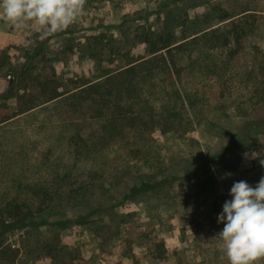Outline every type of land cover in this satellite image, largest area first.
I'll return each instance as SVG.
<instances>
[{
  "label": "rangeland",
  "instance_id": "obj_1",
  "mask_svg": "<svg viewBox=\"0 0 264 264\" xmlns=\"http://www.w3.org/2000/svg\"><path fill=\"white\" fill-rule=\"evenodd\" d=\"M226 15L232 17L220 20ZM234 21L248 28L251 44L264 46V0H86L83 10L68 28L47 36L42 34L38 24L20 29L0 19V58L9 55L18 71L22 63L26 68L12 92L9 80L14 76L1 74L0 108L16 111L25 107L18 102L17 96H22L21 101H25L32 95L41 94L42 82L46 79L61 80V89L72 91L100 75L104 67L121 66L125 60L119 56H112L114 61L111 62L105 54L91 58L87 50H80V46L93 42V35L102 31L113 32L114 41L118 40L126 54L135 34L147 23L156 31L170 30L177 39L184 40L192 38L202 28L227 22L234 25ZM69 42L74 43L75 50L64 54L63 48ZM42 43L47 46L45 50L40 49ZM209 47L197 46L179 54L188 91L200 92L203 101L199 109L208 117L196 118L191 123L198 130L192 128L189 136L198 141L184 142L158 128L153 134L139 131L145 144L152 137L157 139L154 151L146 158L125 159L124 156L117 157L109 147L104 149L105 179L112 189V202L122 203L120 207L96 212L82 224L71 222L61 230L54 227V233L46 225L8 232L5 241L19 249L14 253L18 264H227L226 260L220 259L216 248L218 240L215 237L224 227L217 218L225 201L231 199L229 191L235 181L244 180L255 187L264 176V166L260 163L264 160V125L258 130L253 126L252 136L241 142L240 149L234 146V152L228 153L225 159L217 153L224 150L228 139L234 138L241 129L245 121L242 113L247 111L264 116V102L254 100L257 91L264 88V64L256 60L252 48L239 61L235 77L234 69L231 73L228 68L212 74L207 69L208 64L220 61L226 50ZM131 51L148 54L143 47L132 46ZM190 52L200 53L202 68L193 64L196 54ZM198 69H203V73ZM238 74L246 80L242 87L234 90V85H238L234 79L242 78ZM225 86L226 94L232 89L229 99L220 97V89ZM8 92L10 97L6 99ZM71 93L57 103L38 106L21 114L13 125L6 126L7 130L27 128L39 147L52 148L54 156L64 161L71 159L68 137L54 122L63 116ZM42 99L43 96L36 98L37 103ZM222 118L218 126L210 123ZM38 121L39 126L35 123ZM94 141L98 140L94 138ZM236 149L242 152L238 156ZM254 153L258 155L253 156ZM212 160L214 162L208 166L206 161ZM90 163L87 161V167ZM186 166L192 169L189 174L184 172ZM32 169L29 167L27 172ZM141 173L155 174L158 179L176 177H173V184L168 183L138 201L121 202L132 177ZM3 175L0 173V194L10 189ZM96 205L78 203L69 210L59 206L39 219L55 222L67 215L77 218ZM150 223L156 224L153 230ZM46 232H49L48 236H59L55 242L61 247L57 250L60 253L57 258L40 257L36 253V246L41 244L40 238ZM159 241L164 243L161 248L157 247ZM14 254L9 256L13 259ZM251 264H264V255L255 257Z\"/></svg>",
  "mask_w": 264,
  "mask_h": 264
},
{
  "label": "trees",
  "instance_id": "obj_2",
  "mask_svg": "<svg viewBox=\"0 0 264 264\" xmlns=\"http://www.w3.org/2000/svg\"><path fill=\"white\" fill-rule=\"evenodd\" d=\"M231 17L226 15L220 20L225 21ZM213 26L197 30L192 38L181 40L177 39L174 32L156 31L147 23L135 34L131 45L143 47L144 52L147 51L148 54H134L131 51L132 46L128 47L127 53L124 54L118 40L114 41L113 32L102 31L94 34V41L80 46V50H87L91 58L105 54L110 57L111 62L114 61L112 56H119L125 60L121 66L113 69L104 67L100 75H95L72 91L62 90L61 80L46 79L42 82L41 94L32 95L25 101H21L22 96H17L18 102L25 107L16 111L0 108V173L7 178L6 183L10 187L8 191L0 194V264H18L15 254L19 249L5 241L6 234L10 231L31 229L40 225H46L49 231H53L54 227L61 230L67 228L71 222L82 224L96 212L120 207L122 203L112 202V189L107 185V178L105 179L107 161L102 156V151L107 147L115 152L117 157H134L135 160L146 158L154 151L157 139L152 137L153 139L145 144L146 141L141 139L139 131L153 134L158 128L163 133L176 135L184 142L198 141L189 136L192 128L198 130L197 127H192L191 123L196 118L208 117L202 115V110L199 109V104L203 101L200 92L188 91L186 78L182 76L184 68L179 61L180 52L192 51L194 47L202 45H209L213 50H226L220 61L208 64L207 69L212 74L228 68L231 73L234 69L235 77L239 61L248 51H252V48L255 49L256 60L259 59L264 64V46L251 44L248 28L235 21L234 25L227 22ZM46 47L43 43L40 45V49L45 50ZM63 49L64 54L73 52L74 43L69 42ZM189 54H196L192 62L202 68L200 53ZM9 58V55L0 58V76H14L9 80V90L12 92L26 68L25 63H22L18 71L17 65ZM198 71L203 73V69ZM245 80L243 76L234 79L238 84L234 85V90L242 87ZM226 86L221 87L220 97L229 99L232 97V89L226 94ZM69 92L72 93L67 98V108L63 116L54 122L60 125L68 137L71 159L64 161L54 156L52 148L39 147L34 143L32 131L27 128L7 130L6 126L13 125V121L21 114H27L38 106L46 107L57 103ZM8 94L9 92L5 96L6 99L10 97ZM40 96H43V99L37 103L36 98ZM254 100L256 103L264 102V88L257 91ZM242 115L244 124L234 138L228 139L224 150L217 153L220 158L225 159L228 153H233L234 146L240 149L241 142L252 136L253 126L258 130L264 125L263 115H254L247 111ZM222 120L223 118L211 120L210 123L218 126ZM35 123L39 126V121ZM41 123L42 121L40 125ZM94 138L98 141H94ZM241 153L237 150L236 156ZM87 161L91 162L89 167ZM213 162L206 161L208 166ZM27 166L33 169L27 172ZM187 167L189 166L184 169L185 174L192 172V169ZM173 177L176 176L158 179L155 174L135 175L132 177V183L123 192L121 202L138 201L168 183L173 184ZM78 203H84L85 206L92 203L97 205L91 206L90 211L80 213L77 218L67 215L55 222L39 219L56 207L62 206L69 210ZM149 225L153 230L156 224ZM48 233L40 238L41 244L36 246V253L40 257L50 255L57 258L60 255L57 250H61V247L55 242L59 236H48ZM162 245L164 246L162 241L157 242L158 248ZM12 253H15L13 259L9 256Z\"/></svg>",
  "mask_w": 264,
  "mask_h": 264
},
{
  "label": "clouds",
  "instance_id": "obj_3",
  "mask_svg": "<svg viewBox=\"0 0 264 264\" xmlns=\"http://www.w3.org/2000/svg\"><path fill=\"white\" fill-rule=\"evenodd\" d=\"M86 0H0V19L23 29L38 24L43 35L68 28L83 10ZM258 154H253V156ZM264 166V160L260 161ZM230 200L217 218L224 225L215 237L220 259L227 264H251L264 255V176L255 187L235 181Z\"/></svg>",
  "mask_w": 264,
  "mask_h": 264
}]
</instances>
